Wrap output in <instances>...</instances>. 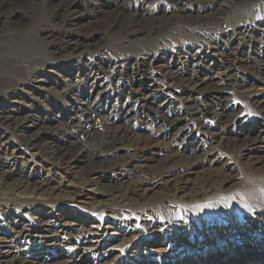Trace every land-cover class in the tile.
<instances>
[{"label": "bare ground", "instance_id": "1", "mask_svg": "<svg viewBox=\"0 0 264 264\" xmlns=\"http://www.w3.org/2000/svg\"><path fill=\"white\" fill-rule=\"evenodd\" d=\"M256 32L264 0H0V264L257 260Z\"/></svg>", "mask_w": 264, "mask_h": 264}, {"label": "rangeland", "instance_id": "2", "mask_svg": "<svg viewBox=\"0 0 264 264\" xmlns=\"http://www.w3.org/2000/svg\"><path fill=\"white\" fill-rule=\"evenodd\" d=\"M29 1H31V0H28V2ZM167 20V18H166V16H162L161 17V22H165ZM103 26H105V25H103ZM102 26V27H103ZM262 37H264V35L262 36V35H260L259 36V33L258 32H256V33H247V35L245 36V38H244V41H247V42H245V44H244V52L246 53V54H253L254 56H257V58H258V61H260L261 60V56L260 55H262V52L264 51V41H263V43H258V38H260V39H262ZM248 39H249V41H248ZM225 41V45H224V43H223V46H226V47H229L231 44V40L229 39V40H224ZM254 41V42H253ZM216 42H218V39H217V41ZM191 45V44H190ZM189 45V46H190ZM188 46V47H189ZM214 47H216V45H215V41H208V43L206 44V45H204V48H205V52H210L211 51V49H215ZM174 49H177V47H175V48H172L171 50H174ZM195 49H198V47L197 46H195V47H193L192 48V50H195ZM260 56V57H259ZM256 58V59H257ZM193 63H195V61H192ZM192 62H189V64H187L186 66L188 67V65H191V63ZM62 64H64L66 67L68 66V64H70V62H67V61H65V62H62ZM196 64V63H195ZM204 65H206L207 67L211 64L210 63V61L209 60H205L204 61V63H203ZM63 65V66H64ZM52 71H54L56 74H57V71H55L54 69H51ZM237 72V73H236ZM235 74H239V76H237V78L238 79H236L235 80V85H241L242 84V80L244 79L242 76V72L240 71H235L234 72ZM241 74V75H240ZM148 83V82H147ZM255 83V81H253V80H249L248 81V87H255L256 88V90H258L259 92H262V93H264V83H262V84H259V85H255L254 84ZM149 92H148V94L150 93V94H153V93H155V92H151L150 90H148ZM77 95H78V93H77ZM77 95H75L74 96V99H75V102H79V101H81V100H85L84 98H82L81 96L80 97H78ZM85 98H87V97H85ZM4 99H6V100H9L8 99V97L6 96V97H4ZM87 100V99H86ZM86 100H85V102H86ZM74 102V100H72V99H70V98H65V99H59L58 100V102H57V104H58V106L59 107H64V108H67V107H70V106H73V104L75 103ZM50 111H51V114H58L59 116H61L62 117V115H63V110H57V111H53V110H51L50 109ZM55 112V113H54ZM105 114V113H104ZM101 121H102V119L100 118V117H96L95 118V122L96 123H101ZM153 131V128L152 127H150L149 129H147V130H141L140 131V133H142L143 135H145V136H149L150 134H151V132ZM78 136H75V137H73V138H71L70 140L71 141H73L74 143L75 142H77V140H79V137L77 138ZM121 155H123V153H120V156H116V157H110V158H108V159H103V160H96L95 162H94V164L93 163H88V162H83L82 164H79L78 166H76L74 169H73V171L74 172H81V171H85V170H87V168H90V167H102V166H105V165H113V164H116V163H118V162H120L121 161V159H122V157H121ZM257 155L258 156H260V157H262V156H264V148L262 149V150H259L258 151V153H257ZM233 188H235V186H230L229 188H225V190L228 192V191H231V190H233ZM150 241V240H149ZM155 241H153V239H152V241H151V243L150 244H148V243H144V244H146V245H144V246H146V247H149L150 245H152V243H154ZM260 252V254L257 256V260H254L253 258H251V257H248V258H243L242 256H237L235 259H233V262H231V261H229V259H224V258H222L221 260H219V261H213L211 264H216L217 262V264H220V262L221 263H223L224 261V263L223 264H264V250L263 251H259ZM258 252V253H259ZM254 257H256V255H254ZM111 258H113V256L111 255L110 257H108L107 258V261L108 262H110L111 260H109V259H111ZM90 262H88V263H90L91 264V262H93L92 260H89ZM229 261V262H228ZM84 264H87V263H84Z\"/></svg>", "mask_w": 264, "mask_h": 264}, {"label": "snow or ice", "instance_id": "3", "mask_svg": "<svg viewBox=\"0 0 264 264\" xmlns=\"http://www.w3.org/2000/svg\"><path fill=\"white\" fill-rule=\"evenodd\" d=\"M246 207H248V206L246 205ZM249 210H250V211H252V209H251V208H249Z\"/></svg>", "mask_w": 264, "mask_h": 264}]
</instances>
